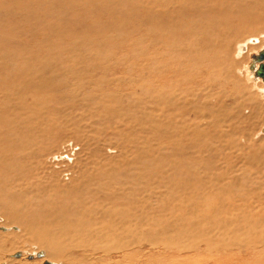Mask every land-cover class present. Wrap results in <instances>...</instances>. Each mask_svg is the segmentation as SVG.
<instances>
[{
    "label": "bare ground",
    "instance_id": "bare-ground-1",
    "mask_svg": "<svg viewBox=\"0 0 264 264\" xmlns=\"http://www.w3.org/2000/svg\"><path fill=\"white\" fill-rule=\"evenodd\" d=\"M62 2L79 10L81 20L75 23L82 25L83 18H87L97 8L109 13L114 11L118 15L114 30L109 26L107 32L104 31L107 41L113 42L117 36L114 42L118 44H102L86 38L81 32L78 33L80 37L75 38L77 45L74 41L72 45L89 47V53L97 58L111 55L108 52L103 54L104 48L112 51L113 46L122 45L131 51L136 48L137 51L132 52L134 56L151 57L154 68L150 69L152 74L148 75H152V95L145 97L135 91L122 95L119 87L115 89L118 92L108 89L101 95V88H97L95 94L90 88L91 84L92 88L96 87L98 81L107 80V76L103 74L93 78L88 72L84 74L85 70L80 67L86 61L81 56H76L78 62L68 64L64 70H59L53 56L40 57L43 51H51L46 49L50 45L46 42L48 32H59V27L51 23L59 18V14L65 13L59 9V3ZM101 2L0 0V36H6L3 32L10 36L13 30V41H19L21 33H26L23 30L26 26L37 34L34 38L31 33V48H26L23 41L22 46L15 44L24 47L21 51L16 52L0 45V214L5 223H19L22 225L20 228H23L20 236L0 235V262L3 253L19 247L17 241L20 240H15V236L44 248L49 258L44 261L50 264H60L57 262L59 260L63 264H85L77 260L75 254L87 256L89 261L86 264H160L155 256L167 253L168 247L184 249L198 246V242L216 249L262 246L264 252V180L261 179L264 178V138L248 145L239 143L241 136L246 137L241 125L256 121L260 123L264 119V109L260 105H253L250 107L251 115L244 117L243 110L248 108L247 100L243 99L244 92H251L249 88L252 83L250 86H241V78L244 77L238 75L241 72L240 64L235 58L237 53L234 54V48L241 47L237 41L243 35H252L264 29V0H112L113 4L110 1L111 4L106 6L108 10L103 9ZM157 13L163 16V22H159ZM85 22L83 26H87V29L93 27V20ZM91 29V32L98 30ZM96 34L100 37L99 33ZM60 42L54 43L52 49L62 47L63 41ZM166 52H173L174 57L169 61H173V64L164 69L179 75L168 89L178 91V97L175 96L176 92L165 91L166 83L172 81L169 77V81L164 79L163 82L165 70L161 68L162 73L157 72L168 60L159 65L156 60L161 59ZM255 55L250 65L254 81L261 80L254 73L257 68L255 62L259 63ZM63 74H76V80L72 81L74 83L54 82ZM194 74L205 75V88H212L216 82L230 86L231 91L229 87L225 88L229 92L222 88L219 94L226 100H234L235 105H229V108L225 103L221 107L213 105L209 102L213 95L201 90L191 91L184 87V94H181L180 85L193 80L191 75ZM63 86L68 87L72 106L78 101L97 113L91 111L87 119L83 115L79 116L77 125L73 122L71 126L74 120L66 117L60 122L59 107L54 108L52 104L54 98L60 101L57 96L59 88ZM146 86L141 85L143 90ZM126 95L132 98L127 100V97L124 98ZM199 96H202L203 105L194 103V99ZM138 98L147 100L139 104ZM167 108L175 112L190 110L196 116V121L178 122L174 115L166 119ZM64 110L67 111L68 107L61 112L66 114ZM125 118H129L127 121L134 123L140 130H152L155 136L162 133L168 121L172 131L168 134L171 136L168 142L170 152L165 154V158L154 157L151 153L155 152L158 145L150 148L139 137V133L134 138L130 136L131 130L118 132L125 140L119 155L105 157L103 149L108 144L99 143L100 138H96V134L86 132L96 130V122H89L92 124L91 129L82 125L85 120L92 119H98L97 122L106 120L108 123L123 120L127 123ZM172 121L179 125H172ZM63 130L76 132L75 140L81 144V149L75 155V163L66 167L68 179L62 182L60 178L57 180L61 182L53 183L39 175L45 174L47 166L43 165L41 159L48 153L49 145H52L50 152L59 147V137L54 136ZM101 131L104 129L101 128ZM126 139L135 145L129 144ZM246 141L250 142L249 138ZM133 145L135 150L131 152L132 156L123 155V152L129 154ZM86 151L92 154H85ZM182 158H188L189 164L180 163ZM47 171L53 179L59 177V169L49 167ZM214 197L221 198L217 206L212 204ZM168 199L176 204L170 203ZM212 227L217 233L207 232ZM144 247L148 255L142 259V263H138V254ZM45 251L28 255L27 259H46ZM112 254H123V258L114 261ZM260 256L262 258L264 254ZM12 257H21V253L17 252ZM163 258L170 264L176 262L167 255ZM7 260V264L12 263ZM255 264H264V260L256 261Z\"/></svg>",
    "mask_w": 264,
    "mask_h": 264
},
{
    "label": "rangeland",
    "instance_id": "rangeland-1",
    "mask_svg": "<svg viewBox=\"0 0 264 264\" xmlns=\"http://www.w3.org/2000/svg\"><path fill=\"white\" fill-rule=\"evenodd\" d=\"M105 1L106 2H104V0H102V2H101L103 9H107L106 6L108 4H111V2H112V0H110L111 2L109 0H105ZM114 1L115 0H113V2ZM113 2H112V4H113ZM138 4H140V2H138ZM71 8H73V9L71 10ZM59 9H63L65 13L59 14V18L58 19L55 18L56 20H54V22L51 23L52 25H55V26L59 27V32H58V30L55 31V32L54 31L53 32L52 31H49V32L47 31L48 35H46V37H47L46 38V42L50 43V45L46 49L51 50V51H48V50H47L48 52L43 51V54H41L40 57L41 56H45V57L50 58L51 56H53V59H54L53 61L55 62L56 65H59V70H64L66 67H68V64H71V63L74 64V62H78L76 60V56H78V55L81 56L82 59H84V61H86V62L83 61L84 65L82 64L83 66L80 67L81 70H85L84 74H85V72H88L91 76L88 73H87V75L90 76V77H93V78L104 74L105 76H107V80L109 78H111V79L108 80V82H106L107 80H102L103 82H101V80H99L98 81V85L96 87H93V88H92V84H91L90 88L93 89L92 91L95 94H97L96 92H98L97 88H101L100 89L101 90L100 95H101L102 92H108V91H106L108 89L116 91L115 90L116 87L120 88L119 91L122 93V95L123 94L125 95V92H126L127 95H129L130 91H135V92H138L139 94H142L145 97H148V96L152 95V93H154V90H152V89H154V87L152 86L153 84L150 81V77L152 75H148L150 73L152 74V72H150V69L154 68V60L151 57H149V56H141V57L134 56L133 53L137 51L136 48L133 49L132 51L128 50V48L125 45L113 46L112 51L111 50L108 51L109 48H104L102 50V53L106 54L108 52L111 55L110 56L108 55L109 56L108 57L107 54H106V55H102L100 58H97V57H95V56H93V55H91L89 53V51H88L90 49L89 47H87V46H82V47L75 46L74 47V45H72V43H74V42H75V45H77L76 44L77 42H76L75 38L80 37L78 33H81V32H84L83 36H85L86 38L95 39V40L101 42L102 44L104 42L106 44L108 43L109 45H110V43H115V44L117 43L118 44L117 41L114 42V39H116V40L118 39L117 36L113 39V42H111V41H107L106 40L107 39L106 38L107 35H106V33H104V31L107 32V30H108L107 27H109V26H110L109 28L111 30L112 29L114 30L113 27L116 25L115 22L118 20V15L116 13H114V11L109 13V12H105L104 10L103 11L98 10V8L95 9L92 14L88 15L89 18L88 17L87 18L86 17L83 18V20H84L83 21V25L86 24L85 21L93 20V24H91L93 27H90L89 29H87L86 28L87 26L84 27L82 24L75 23V22H80L81 13L79 12V10H75L74 6L72 7V6H69L68 4H66V3L64 4L62 2V3H59ZM141 12L142 11H140V13ZM157 18L159 19V22H163V16L160 13L159 14L157 13ZM244 19H248V18H244ZM165 26H168V25H165ZM45 28H46V26H45ZM90 29L92 31H93V29L94 30L98 29V30L96 32H91ZM115 29H118V30L121 31V29L119 27H116ZM23 30L26 33H24V32L21 33L19 41H13L15 39L14 38L15 37V32L13 30H12V33H11L10 36H8V34L6 32H3L6 36H0V45L2 46V48L4 46H6L5 47L6 49H10V50L12 49V50H14L16 52L17 51H21V49L24 48V47L15 46V44H20L22 46L21 41H23V45H26V48H31L32 45H31V43L29 44V39L32 36L31 35L32 32L29 30V28L27 26L24 27ZM53 30H56V29H53ZM118 30H117V32H119ZM96 33H99L100 37H98V35ZM32 34H33L34 38L37 36L36 33H32ZM53 34H55V36ZM247 35L248 36H246V35L244 36L243 35L239 39L240 41H237V42H240L241 47L234 48V54L237 53L235 58H236V60L239 61V64H240L239 65V68H240L239 70L241 72H239L238 75L240 76V78H241V76L244 77V78H241L242 82H243V84L241 86L249 85V84L252 83L251 87L249 88L251 90V92L248 91L249 96H248L247 92H244V98L243 99L247 100V103H246L247 105L246 106H248V108L245 107L244 110H243V115H245L244 117H246V115H249V116L251 115L250 107L253 106V105H260L262 107V109H264V103H263L264 102V83L258 78H257L258 80H255V81L252 79L251 75H254V74H253V71H251V67H250V65L254 62L252 56L257 54L258 51L261 50V48L264 47V41H263L264 40V29H262L258 33H255V34H252V35L247 34ZM1 38H2V43H1ZM10 38H11V40H10ZM244 38H246V39L242 40ZM246 40H248L247 43H245ZM60 41H63L62 47L59 46V49H55V48L52 49L53 44L54 43H58V42H59V44H61ZM17 48H19V50ZM55 54L59 57V59H57ZM107 57H108V59H107ZM171 57H174V53L173 52L172 53L166 52L161 59L158 58L156 60L157 65H159L163 61H167L168 60L163 66H161L160 68L157 69L158 73H162L160 71L161 68L164 69V68H167V67H169L170 65L173 64V63L171 64V62H173V61L169 62L171 60ZM147 58H149V59H147ZM57 62H59V64H57ZM137 62H138V64H137ZM143 64H145L146 66L143 67ZM257 65H258V63L255 62V68L257 67ZM139 67H142V68H139ZM249 67H250V69H249ZM78 68L79 67H77V69ZM165 72H166V74H165L166 77H163V79H162L163 82H164V79H167L168 81L170 79H172V81L170 83H166L167 86L165 85V87L168 89L169 87L172 86L173 79H178L177 76H179V75L176 74V73L172 74V72H168L167 70H165ZM137 75H143V76L138 77ZM75 76H76V74L75 75H73V74H70V75L63 74L62 76H60L61 78H63V80H61V78H59L57 80H54V82L57 81V83H58V80H59V83H63L64 81L70 82V83H74L72 81L75 79ZM191 76H192L193 80H190V82H188L186 84H181L180 85L179 89L182 88V90H180L179 92L181 94H184L183 93L184 92V87L188 88V90H191V91H200L201 90L202 92H205L207 95L208 94L213 95L212 97L209 98V102H211L213 105H217L218 107H221V104H223V103H225L227 105V107L229 105H230V107L235 105L234 100L233 101H232V99L231 100H229V99L226 100V98L224 96L222 97V95L219 94V92L221 90H223L225 88L227 89L228 87H229L228 90L231 91L230 86H227V85L223 86L221 83L216 82L215 85L212 86V88H210V89H209V87L205 88L204 85H203V83H204L203 81L205 79V77H204L205 75L197 76V75L194 74V75H191ZM90 77H88V78H90ZM169 77H170V79H168ZM113 80H114V82H113ZM118 82H119L120 85L117 84ZM107 84H108V87H107ZM140 84L142 85V87L144 85H147V86L143 90ZM219 84H220V86H219ZM58 85L59 84H57V86ZM67 88L68 87H65V86L60 87L58 96H57V94H55L53 92V94L56 95L57 98L60 101H56L55 98H54L52 106L54 108L59 107V111H60L59 112V121L60 122L63 121L62 119H64L65 117L70 119L71 121L74 120V121L71 122V126H72L73 122L76 125L79 124V121H78L79 118L78 117L81 116V115H83L84 118H86V119H87V115H89L88 116V118H89L91 116V114H92L91 113L92 110L90 111V108L88 106L85 107V106L80 105L78 103V101H76L77 104L72 106L71 96L68 94V89ZM190 88H193V89H190ZM160 89H162V88H160ZM167 89H165V91L167 93L176 92L175 96L178 97V91H174V90H170V89L167 90ZM228 90H226V92H229ZM116 92H118V91H116ZM0 95H1V93H0ZM127 95L124 96V98L127 97L126 99L128 100V99H130L131 96H127ZM81 97L82 96L80 95L79 98L81 99ZM201 97L202 96L196 97L194 99V103H199V104L203 105V103H202L203 100L201 99ZM213 97H215V98L217 97V98L215 99V101H210V99L213 100ZM98 99H100V97ZM121 100L124 101L123 99H121ZM146 100H147V98L146 99L145 98L144 99H139L138 98L137 102L140 104V102L143 103ZM64 101H65V103L63 104ZM103 101H105V99H103ZM128 103H131V102H128ZM64 105L68 107L67 111L64 110L66 114L61 113L62 109H66L67 108V107H64ZM70 105L72 107H69ZM92 112H93V114L97 113V111L96 112L92 111ZM174 113H178L180 116L176 115ZM165 114L167 115L166 119H168V117L169 118H173V115H174L175 119L178 118L176 120L178 122L186 121V123H187L189 120H193V121L195 120L196 121V116L190 110H186L184 112H182V110H179V112L178 111L175 112L174 109L167 108ZM184 114H186V115H184ZM192 118H194V119H192ZM110 119L113 120L112 117H110ZM127 119H129V118H125L127 123H124L123 120H118V121L116 120V123H113V122L112 123L111 122L108 123V122H106V120L105 121H101L100 120V121L97 122L98 119H92V120H85L82 125H83V127H86L87 129H91L92 128V124H90L91 123L90 121L96 122L95 125L98 128L96 130H93V131L86 130V132H87V134L88 133H92L94 135L96 134L95 135L96 138L99 137L101 139L100 140L98 138L99 139V143L108 144V147H106V149L104 148L105 150L103 149V153H104L103 155L105 157H109L108 155H112V156H118L119 155V153H120L119 150L121 149V146H122V149H123V144H124L125 140H123L119 136L118 132L122 131V130H123V132H125L126 130H127L126 132H129L131 130L130 131L131 132L130 136H132L134 138L135 135L139 133V137H142V141L145 142L150 148L156 147L158 145V148L157 149L155 148V152L151 153L154 157H156L157 159H159L160 157L165 158V154L170 152V150L168 148V147H170L168 142H170L169 139L171 138V136L168 135V134L171 133V131H172V129L170 127V123L167 121L166 125H165L166 127L163 128L162 133L161 134H157V136H155V133H153L152 130H140L139 127L135 126L134 123H129L127 121ZM178 122L172 121V125H175V123L178 124ZM117 123H118V126L115 127V125ZM112 124L114 126L113 128H112ZM247 125H244V124L241 125V127L242 126L244 127V128L242 127V129L244 130V133H245V136H246V137L241 136V138L239 139V143L241 142L240 143L241 145H245V144L248 145V144L253 143V142L256 143L257 140L259 141V140L264 138V132H263L264 131V119H262L260 121V123L259 122L257 123V121H256V122H253L251 124L247 123ZM77 127L78 126H75V128H77ZM105 127L107 129H105ZM126 127H130V128L127 129ZM101 128L104 129L103 132L101 131ZM113 130H114L115 134H114ZM81 131H79V132H81ZM72 132H71V130L59 131V133L56 134V136H54L55 138L57 136L59 137V144H60L59 147L58 148H54L53 151L50 152L52 145H49L48 146V150H47L48 153L45 156H42L41 161H42L44 166L45 165L48 166V167L46 166L47 169L49 167L50 168L53 167V169H59V177L56 178V179H53L52 177L49 176V172L47 171L46 167H45V174L44 173H40L39 174V175L44 177L49 182H50V180H52L53 183L61 182V181L65 182L68 179L67 178V176H68L67 173H69V172H66L67 171L66 167H68L71 164L75 163V155L81 149V146H80L81 144L78 143L75 140V136L74 135L76 134V132H75V134H74V130H72ZM158 135H159V137H158ZM150 136H152L153 139ZM160 136H162L163 139L165 138L164 141L162 140V137H160ZM139 137H138V139L140 140L141 138H139ZM156 137L160 138V139L159 140H155ZM88 138L90 139V137H88ZM248 138H249L250 142L246 141ZM251 138H253V139H251ZM138 139H137V141H139ZM126 140L128 141L129 144H131V143L134 144V142H130V140H128V139H126ZM102 141H104V142H102ZM153 141H155V142H153ZM106 142H108V143H106ZM214 143H217V142H214ZM116 144H117V146H116ZM134 145L131 146V148L135 147ZM250 146L254 147V145H252V144ZM111 147H113V148H111ZM131 148H130L129 154L123 152V155L126 154L127 157L128 156H132L130 154H131V152L133 153V151L135 149H133V148L131 149ZM71 153H73V154L70 155ZM86 153L87 154L89 153L88 155L92 154L91 151H86L85 154ZM179 153H180V150H179ZM79 155H83V153H80ZM67 160H69V161H67ZM114 160H116V159H114ZM177 160L179 161V158ZM209 161H211V160H209ZM240 162H241V164L243 163V161H240ZM180 163H182L183 165H188L189 164L188 158H186V160H184L182 158ZM246 172H248V171H246ZM246 175L248 176L249 173H246ZM57 179H60L61 181L57 180ZM261 179L264 180V178H261ZM75 195L79 196L80 194H75ZM220 200H221V198L217 199V198L214 197L212 199L213 206H217L218 205L217 203H219ZM168 201L170 203H172V204H176V202L172 201V199H168ZM177 205H178V202H177ZM20 226H22V225H20L19 223H8V224L5 223L3 215L0 214V235L1 236L2 235H7L9 237H11V236L13 237V235H17V236L19 235L20 236V234H22V231H23V228L22 227L20 228ZM3 228H5V230H3ZM207 232L208 233H214V232L217 233L214 227L209 229ZM19 238L15 236V240H20V241H17L18 244H19V247H17L16 249H14L11 252L3 253L2 256H1L0 264H2V263L7 264V262H8L7 259H9L12 262L11 263L9 261L11 264H17V262H15L16 260L17 261H23V262H26V263L28 262L27 264H30V263L31 264H34V263L35 264H43L44 260H47V259L49 260V258H47L46 251H45L44 248H39L36 245L28 243L26 240L22 241ZM191 245H193V244H191ZM197 245L198 246L186 247L184 249H179L177 247H168L167 248V253L168 254L167 253H164V254H161V255L158 254V255L155 256V258H156V260L159 259L160 264H170V263H168L167 260H165L163 258L166 255L168 257L173 258L176 261L174 264H189V263L190 264H240V263H243V264H255L256 261L264 260V257L261 258V256H260L261 254H264L262 246H258L256 248H245V247L236 248V247H231L230 249H221V248L216 249V248H208L206 245L200 244V242H198ZM239 249H242L243 251L242 252H238ZM40 250L45 251V255H46L45 258L46 259H41V258H38V257H34L33 259H27L28 255H34L36 252H39ZM144 250H146L145 247L143 248L141 253L138 254V257H137L138 263H142V261L148 255V254H145L146 252ZM223 250H224V252H222ZM17 252L21 253V257H17V258L12 257V255L17 253ZM9 253H11V254H9ZM243 254H244V256H243ZM75 255L78 258L77 260H80L81 263H85L86 264L89 261L88 257L85 256L84 254H75ZM212 255H213V257H212ZM111 258H112V260L116 261L118 259L123 258V254H115V255L112 254ZM177 260H178V262H177ZM247 261H248V263H247ZM57 262H59L60 264H63L62 260H59ZM124 262H126V261L124 260ZM244 262H246V263H244Z\"/></svg>",
    "mask_w": 264,
    "mask_h": 264
},
{
    "label": "water",
    "instance_id": "water-1",
    "mask_svg": "<svg viewBox=\"0 0 264 264\" xmlns=\"http://www.w3.org/2000/svg\"><path fill=\"white\" fill-rule=\"evenodd\" d=\"M255 60L258 61V66L255 70V75L260 77L262 82L264 83V47L262 50H260L256 55H255ZM43 264H50L47 261H44Z\"/></svg>",
    "mask_w": 264,
    "mask_h": 264
}]
</instances>
